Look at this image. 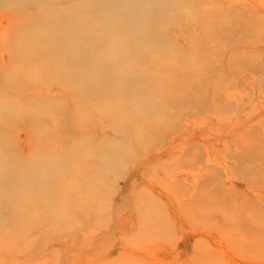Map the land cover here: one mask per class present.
<instances>
[{"label":"rangeland","instance_id":"obj_1","mask_svg":"<svg viewBox=\"0 0 264 264\" xmlns=\"http://www.w3.org/2000/svg\"><path fill=\"white\" fill-rule=\"evenodd\" d=\"M99 1L105 5L98 11L109 7L118 20L142 19L139 29H145L146 15L144 43L180 61L176 65L182 72L168 85L178 99L168 101L150 88L143 108L150 105L156 113L140 121L137 138L131 137L132 111L121 118L91 115L77 120L73 110L78 106L66 91L43 92V87L39 95L20 87L18 95L29 103L21 104L28 106L25 116L34 113L33 104L41 108L48 99L53 104L56 100L52 107L60 113L50 120L37 118L36 124L20 118L1 148L17 160H29L35 149L48 145L53 151L43 162L60 161L56 174L62 183L43 184L37 178V193L52 195L55 224L48 221L49 208L39 205L37 226L19 235L3 222L8 215L0 211V237L9 239L0 242V264H264V239L255 240L264 225V1L159 0L164 9L157 0ZM0 3L15 5L11 0ZM1 12L0 38L12 29L9 12ZM2 48L0 67L12 73L16 64L1 62ZM137 58L135 64L123 61L131 75L158 69L149 56ZM170 62L175 60L162 63ZM188 64L197 69L189 72ZM179 76H186V85L179 86L185 81ZM132 80L141 84L137 77ZM115 103L109 100L104 107ZM48 124L50 132L55 128L59 133H50ZM73 145L89 149L87 167L78 158L72 165ZM59 184L77 188L69 189V204L76 197L90 198L78 203L79 211L69 209L54 192ZM61 217L66 224L59 226Z\"/></svg>","mask_w":264,"mask_h":264},{"label":"bare ground","instance_id":"obj_2","mask_svg":"<svg viewBox=\"0 0 264 264\" xmlns=\"http://www.w3.org/2000/svg\"><path fill=\"white\" fill-rule=\"evenodd\" d=\"M11 1L15 4L9 5L11 8H8V5H2L3 3H0V12H9L7 15L10 18V26L12 25V29L10 30V27H7L9 29L7 34L0 38L2 49H6L1 55V62L4 64H7V62H11L13 65L14 63L16 64L14 67L15 71L12 69V73L10 71L8 73L4 67H2L3 69L0 67V211L1 214L5 212L8 215L7 219L3 220V222H8L19 235H24L25 231L29 228L37 226V206L41 205L49 208L50 214H48V221L51 223L53 219L56 222L55 217L58 215L55 214V210L52 208V195L50 193H37V178L43 184L48 183V181L62 182L57 179L56 174L59 171L57 170L56 163L59 164L60 161L48 160V162L50 161L49 163L43 162V159L46 158L45 155L48 156L51 150L48 148V145L42 146L41 144L43 148L41 147L42 149L38 150V152L35 149L36 152L29 160H17L1 148L3 142L6 141L5 139L9 131L13 128L14 122L19 121L20 118V121L34 124L37 122V118L50 120L57 111L60 113L57 107H52L56 100L53 104L50 99L43 97L48 99V104L45 103L41 108L33 104L35 109L34 113L31 116H25L23 108L28 106L21 104L25 102L28 105L29 103L26 102L25 98L20 97L21 95H18L21 89L25 88L26 92L28 93L27 90H29L31 94H37V91L38 93L43 91V87L46 88V91L44 89L43 92H47V90L49 92L52 89L66 91L65 94L69 93L67 95L70 98L69 100L76 107L78 106L75 108L76 110H73L78 117L77 120L82 119L80 117H89L91 115L93 117L107 116L109 119L121 118L127 111H132V113L130 112L131 131L133 133L131 137L136 135L138 138L141 134V129L139 128L140 121L146 120L148 117L154 118L156 113L151 108L149 109L148 106L150 105L145 106L147 107L146 109L143 108V104L146 103V98H148L149 92L151 91L150 88L157 89L163 97L166 96L165 98L168 101L173 100L176 97L175 95H177V91L175 93L174 89L170 90L171 88L169 89L168 85L171 78L178 75L181 70L179 67L181 66L176 65L177 57L173 56L174 58H171L172 54L170 52L159 49L157 45L154 46L144 43L145 41L143 39L148 35L146 33L148 30L146 15L144 16L145 21L143 22L145 29H139V22L142 19L138 21L134 16H124L121 20L129 17L127 22H120L121 20H118L110 14L109 7H104L98 11L102 7L100 5L101 3L105 5L104 2L100 3L99 0H62V2H67L59 5H49L51 3L50 1L53 0ZM155 2L160 9L163 8L159 0ZM6 16L4 15V17ZM147 16H149V13ZM139 55L149 56L154 65L158 66V69L150 73L138 71L137 75L132 74L133 77L124 68L123 61L131 60L132 64H135L139 60L137 58ZM171 59H174L175 62H170V64L162 63L164 60L168 61ZM179 62L177 61V63ZM192 64H188L190 67L189 72L193 70H191V67H194V64ZM185 67L187 68V65ZM194 69L196 70L197 68L194 67ZM8 70H10V67ZM171 70L174 73H171ZM152 73L155 74L153 75ZM136 77L138 81L141 80V84L139 82L134 83L132 78L135 79ZM184 77L186 76H179L181 80ZM184 80L180 83L177 82V87L178 83L179 86L186 85V78ZM135 88H139L140 91L134 92L133 89ZM23 93L21 94L23 95ZM259 94L261 93L259 92ZM176 99L178 98L176 97ZM180 99L179 101H181ZM38 100L40 99L38 98ZM109 100H115L116 103L113 106L104 107V103ZM34 101L37 100H32L31 103ZM195 107L198 108V106ZM75 115L73 117L76 118ZM51 121H49L50 124ZM48 126L50 132L51 127L49 124ZM48 126L46 130L44 129L45 132L48 130ZM54 130L59 133V130L57 131L55 128ZM36 131L38 130L36 129ZM53 131L50 133H53ZM62 135L60 134L59 136ZM125 138H128V136H125ZM74 147V150H70L71 155L69 157L71 158V163L73 161L72 165H77L75 161H78L76 160L78 158L82 160L78 164H86L87 167L89 162L88 157H90L89 149L87 147L80 149L79 145ZM50 173L53 175H50ZM82 176L85 181L86 176L83 174ZM76 179L74 181L78 183ZM86 180V182L91 181ZM60 185L56 186L54 192L61 196L66 206H70L74 210L77 209L79 211L81 207H79L78 203H86L87 201L84 202V200L90 198L89 196H83L81 199L76 197L77 201L69 204L67 193L69 189H74L77 192V188ZM246 210L248 211V209ZM86 211L88 212V209ZM248 217H245L244 220L248 223L254 221L253 219L248 220ZM61 218L63 221H61V224L57 223L59 226L66 224L64 217ZM55 222L53 223L55 224ZM262 237H264V225L259 226V230L255 234V240L261 241L260 239H264ZM0 239V242H2L8 238L0 237ZM253 244L256 243L253 242ZM253 244L251 243L252 246Z\"/></svg>","mask_w":264,"mask_h":264}]
</instances>
